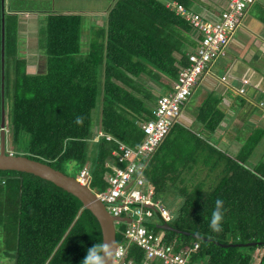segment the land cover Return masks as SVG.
Returning a JSON list of instances; mask_svg holds the SVG:
<instances>
[{"label":"trees","instance_id":"obj_1","mask_svg":"<svg viewBox=\"0 0 264 264\" xmlns=\"http://www.w3.org/2000/svg\"><path fill=\"white\" fill-rule=\"evenodd\" d=\"M197 1L116 0L106 28L90 38L87 51L79 16H49L42 42L46 71L35 75L27 73L26 61L18 57L16 19L4 12L6 144L9 138L11 144L25 146L15 155L65 175L64 165L83 168L93 159L91 173L103 189L105 163L117 143L86 141L101 123L102 131L116 141L130 147L142 142L139 123L153 118L158 99H153L148 80L175 82L199 40L185 17L167 4L178 3L188 11ZM1 26L2 0L0 124ZM210 108L199 114L202 132L175 122L146 164L145 177L155 199L172 190L180 200L172 220L160 225L181 234L155 231H163V241L176 249L198 244L192 255L195 264H264V161L250 160L262 132L256 130L237 153H226L209 137L223 119L220 110ZM78 116L80 124L75 122ZM200 169L210 177L207 187L203 181L193 184ZM217 198L225 202L223 230L218 233L209 228ZM1 233L6 245L2 255L12 264H81L87 250L102 240L98 222L75 197L48 181L14 171H0ZM120 239L117 232V243ZM128 257L141 264L144 254L132 243Z\"/></svg>","mask_w":264,"mask_h":264},{"label":"built area","instance_id":"obj_2","mask_svg":"<svg viewBox=\"0 0 264 264\" xmlns=\"http://www.w3.org/2000/svg\"><path fill=\"white\" fill-rule=\"evenodd\" d=\"M254 2L255 0H223L225 7L218 19L203 17L193 12V9L187 11L178 3L167 4L176 14L185 17L198 34L197 47L193 53L187 54L188 67L179 72L170 93L158 98L153 118L139 123L144 135L139 145L130 147L116 141L100 127L95 128L92 137L87 140L94 144L100 140L117 143V149L111 151L105 163L107 171L103 177V189L100 186L91 187L93 181L90 165L81 168L75 178L79 185L92 192L110 215L130 220L114 223L115 232L121 237L119 243L116 241V246L122 251V255L113 259L111 264H136L128 257L129 245L132 243L144 254L141 264H151L154 261L160 264H195L192 255L198 249V244H194L192 248L176 249L163 241V231L156 232L154 228H150V225H155L151 223L154 217L160 222L168 223L173 215L164 207L163 202L155 199L154 188L147 182L143 172L151 155L180 118L182 109L200 78L209 72L218 59L226 56L232 34L242 24L247 9ZM243 83L245 85L248 82ZM238 93L243 95L244 89L241 88Z\"/></svg>","mask_w":264,"mask_h":264},{"label":"crops","instance_id":"obj_3","mask_svg":"<svg viewBox=\"0 0 264 264\" xmlns=\"http://www.w3.org/2000/svg\"><path fill=\"white\" fill-rule=\"evenodd\" d=\"M115 2L116 0H4L6 14L15 17L17 22L18 57L26 61L27 73L35 75L46 71V56L43 53L34 55L31 50L37 46L42 48L43 39L38 41V35L40 36V28H45L49 16H79L81 43L87 51L86 45L90 38L100 29L106 28L108 14ZM199 2L202 4L199 5ZM192 8H198L205 16L214 18L223 8V0H199ZM85 17L96 26L94 31L89 26L83 27ZM87 28L90 30L85 31ZM221 60L226 70L219 75L209 69L200 78L193 91L194 94L198 89L199 97L190 109L185 104L176 124L202 132L203 127L197 122L199 114L203 109L209 111L211 106H215L223 113V119L209 137L221 150L235 154L243 146H239L236 139H231L233 143L226 142L225 148L222 147L225 143L222 141L220 146L218 141L221 138H233L231 132H235L243 138L241 143H245L253 137L256 130L262 132L258 144L263 143L264 139V0H256L247 9L242 24L231 36L226 56ZM37 66L38 69L44 67V70L39 71ZM244 81L248 83L244 85ZM172 83L169 81L166 94L171 91ZM241 88L244 89L243 95L238 93ZM212 95L215 102L210 100Z\"/></svg>","mask_w":264,"mask_h":264},{"label":"water","instance_id":"obj_4","mask_svg":"<svg viewBox=\"0 0 264 264\" xmlns=\"http://www.w3.org/2000/svg\"><path fill=\"white\" fill-rule=\"evenodd\" d=\"M4 0H2V26H1V93H2V112L0 124V171H14L20 173L31 174L42 180L48 181L56 187L62 189L66 193L75 197L81 204L82 210H88L98 222L101 231L102 240L109 244L116 245L115 222H129V219L116 218L110 215L104 205L95 198L92 192L79 185L73 177L67 176L62 172L53 169L45 163L35 161L25 157L24 155L8 154L6 152V136H5V111L3 100V84H4ZM101 127V123H100ZM150 228L172 231L181 234V231L174 230L165 225H150ZM188 235V234H187ZM222 247H232V245H222ZM111 264V262H109Z\"/></svg>","mask_w":264,"mask_h":264},{"label":"rangeland","instance_id":"obj_5","mask_svg":"<svg viewBox=\"0 0 264 264\" xmlns=\"http://www.w3.org/2000/svg\"><path fill=\"white\" fill-rule=\"evenodd\" d=\"M199 1V0H198ZM197 1V2H198ZM15 3V2H14ZM200 3V2H199ZM195 4V2H194ZM202 3H200L199 5H201ZM200 7V6H199ZM197 11H200V9L197 8ZM253 12V10H251V13ZM86 26V27H91L92 31H94V29L96 28V26H94V23H92L90 21V19L88 17H85V23L83 21V27ZM93 27V28H92ZM84 29V28H83ZM90 28H87L85 31H89ZM44 28H40V36L38 35V41L40 39H44ZM185 49V48H183ZM186 50V49H185ZM191 51V48L189 49L188 46H187V51ZM31 53L34 54V55H38L40 53H43L44 54V50H43V46L41 49L38 48V46L35 48V49H32L31 50ZM223 62V60L221 59H218L213 65L212 67L210 68L213 69L215 72H217V74L221 75L223 71L226 70V67L224 65H222L221 63ZM39 66H37V69H38ZM39 71H43L44 70V67L38 69ZM37 70V72H39ZM211 73V71H210ZM148 86L152 89V94H153V99H156V97H158L159 95H163V94H166V91L169 87V81L168 80H165V78H161L158 82L156 81H149L148 80ZM196 89V87L194 88ZM194 91V90H193ZM193 94V93H192ZM200 95V91L197 89L194 94L192 95V97L190 98V100L187 101L186 103V106H188V108L190 109L191 106H194L195 104V101L196 99L199 97ZM210 100L215 102V100L213 99V95L210 97ZM7 106H8V103H7ZM97 115V112L95 110V117ZM178 121V120H177ZM6 131L8 133V129L6 128ZM231 135H234L233 138H230L228 139L227 137L224 139V138H221L220 140L221 141H218L219 145L221 146V143L222 141L225 143H223L224 145L222 147H226V142L228 143H233L231 142L232 140L231 139H236L237 141H235L237 144H239V146L243 145V143H241L243 141V138L240 136V135H237L235 132H231ZM26 144V143H25ZM215 145H217L215 143ZM264 145V139H263V143L261 144H258L256 145L259 146V147H255L252 152V156H251V162L252 163H260L261 161H264V148L262 149V146ZM218 146V145H217ZM24 148L25 146L23 145H13L11 144L9 138H7V144H6V152L9 154L10 152H12L13 154H21L22 151H24ZM228 149H230V147H228ZM262 149V151L260 152V150ZM94 160L91 159L89 163V165H91L90 167H92V164H93ZM63 169L65 171V173L70 176V177H73V178H76V176L78 175V172L79 170L81 169V166L78 165V164H75V163H68L66 165L63 166ZM201 170V169H200ZM146 170H144V175L146 174L145 172ZM192 173V172H191ZM190 173V174H191ZM207 171L206 169L204 170H201L200 171V174H198V176H196V178H194L192 181H194L193 184H196L200 181H203L204 182V186L207 187V184L209 183V179L210 177L208 178L207 177ZM92 176V188L94 187H98V186H101V183L97 180L96 178V174L93 172L91 174ZM159 200H161V202L164 203V207H166V209H168L172 214L175 213L177 211V208L179 207L180 205V200L177 199V196H176V193L175 192H172L171 191H165L164 193H162L159 197H158ZM151 223L152 224H155V225H160L161 222L159 219H157L156 217H154L152 220H151ZM6 250V245H5V242H4V239H3V234L1 233L0 234V264H12V261L9 260L8 258H5L4 255H2V253ZM258 252L256 251L253 255V260H256L255 258H257ZM252 264H255V262L253 261Z\"/></svg>","mask_w":264,"mask_h":264},{"label":"clouds","instance_id":"obj_6","mask_svg":"<svg viewBox=\"0 0 264 264\" xmlns=\"http://www.w3.org/2000/svg\"><path fill=\"white\" fill-rule=\"evenodd\" d=\"M171 89H172V87H171ZM168 93H170V92H168ZM167 94L159 95L158 98L161 96L167 95ZM75 122L77 124L82 123V117L78 116L76 118ZM98 127H100V126H98ZM224 203L225 202L222 198H217L214 202V207H213L211 214H210V217H209V228L213 232L218 233V232H221L223 230L222 229V223H223L224 214H225ZM204 211H206V209H204ZM121 255H122V251L115 244H109V243L105 242V240H103L102 242H98V243L94 244L92 247H90L87 250V254H86L85 258L82 260L81 264H109V262H111L113 259H115L117 257H120Z\"/></svg>","mask_w":264,"mask_h":264}]
</instances>
